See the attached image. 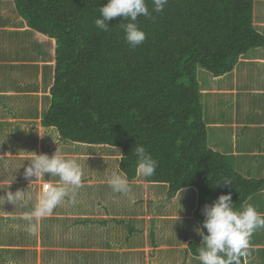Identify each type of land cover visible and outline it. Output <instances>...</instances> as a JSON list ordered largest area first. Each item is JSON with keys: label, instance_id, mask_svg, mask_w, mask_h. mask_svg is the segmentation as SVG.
<instances>
[{"label": "trees", "instance_id": "trees-1", "mask_svg": "<svg viewBox=\"0 0 264 264\" xmlns=\"http://www.w3.org/2000/svg\"><path fill=\"white\" fill-rule=\"evenodd\" d=\"M254 1L168 0L163 12L138 18L146 39L131 48L122 16L109 21L106 32L95 26L108 0H15L28 26L55 41L50 105L42 124L56 128L61 140L120 148L119 170L129 180L139 176L132 149L143 144L158 161L147 181L167 184L170 196L189 187L198 191L194 217L200 227L204 205L221 194L231 192L242 210L264 188V179L244 176L230 156L210 147L196 71L226 75L247 51L264 44L253 22ZM146 2L151 11L152 0ZM44 220L50 225L42 231L49 233L43 239L44 264H62L53 260L52 218ZM119 224L127 228L121 241L135 242V219ZM201 243L202 238L189 242L193 255Z\"/></svg>", "mask_w": 264, "mask_h": 264}, {"label": "crops", "instance_id": "crops-1", "mask_svg": "<svg viewBox=\"0 0 264 264\" xmlns=\"http://www.w3.org/2000/svg\"><path fill=\"white\" fill-rule=\"evenodd\" d=\"M253 22L255 28L264 36V0L254 1ZM20 45H23V48ZM33 45H44L45 51L31 56L29 49ZM54 49V40L28 26L27 21L16 8L15 0H0V78L6 79L14 71L15 74L20 75L21 80L24 79V76L29 75L24 81H32L31 85H25L27 88L23 86L9 88L0 83V112L4 111L5 105L13 106V104H4L3 98L16 102L15 109L10 114L0 113V137L7 136L10 130L20 128L21 131H25V145L27 147V151L22 152L7 146L3 152H0V159L11 160L12 163L18 165L20 160L33 157L35 153L42 154L44 152L43 140L46 141L45 153L50 155L56 149L61 150L64 153L63 156L67 154L65 150H68V147L65 144H60L63 140L60 139L56 128L45 127L42 124L43 114L50 105L49 89L53 83ZM14 51H20V54L12 57L11 54ZM252 51L261 52L251 56ZM239 64L244 68H237ZM237 67L228 73H234L231 81L228 80L230 81L229 84L218 83V78H223L228 74L220 77L211 74L212 77L208 80L211 82V87L207 88L199 84L208 138L211 131L215 134V141L211 143L208 141V143L210 147L230 156L233 163L237 157L248 160L249 164L244 169L238 164V168L242 170L241 173L244 176L264 179V170L257 174L252 173V170L256 169L257 166L254 165L256 160L258 164L260 163L261 168L264 167V158L260 162L261 158L258 157L261 154L264 155V44L247 51L241 57ZM239 81H241L240 84H238ZM205 85H207V80ZM26 101L31 103L25 107ZM256 104H258L259 114H250L251 107ZM225 105L233 108L231 114L223 113ZM227 109L230 110L231 108ZM10 111L8 110V113ZM18 122L21 123L17 124ZM4 130H7V134H3ZM218 131H224V134L231 133L232 138L229 143L230 147H233L232 150L221 147L217 138H223V134ZM49 132L54 134L55 142L47 136ZM29 137L37 138L38 147L36 151H28ZM238 137L242 139L241 149H239L237 142ZM88 155L98 156L94 153ZM103 157L105 156L98 158ZM120 157L117 158L118 163ZM139 176L134 180L139 179ZM141 178L146 181L145 186L141 187L136 184H143V182L128 179L130 189L135 192V199L140 192L144 193L145 191L147 196L144 200L145 206L141 200L133 201L135 209L131 208V210H135V214L133 212L130 214H134L131 218L135 219V242L130 245L117 239L116 234L118 232L124 234L123 237L127 234L125 224H119V220L128 216L122 214H125L124 211L117 214L109 209L106 200L109 197V190L106 186L109 181L90 182L98 187L90 186V192L93 193V196L91 199L89 198V204L83 211L75 209L72 199L74 193L83 186L75 189L69 186L68 195L60 204L51 209L52 213L48 214L52 217L54 230L63 231L62 233H67L69 236L66 240L60 236L56 237L55 241L57 242L51 247L56 251L53 260L61 261L62 264H117L125 257L135 255V264H187V260L199 259L198 256L192 254L189 248L190 241L199 242L202 238L196 231L200 225L194 217L198 204V191L189 187L170 196L167 184L152 183L147 181L145 177L141 176ZM29 181L38 182L39 179L32 177L15 178L9 181H0V185L20 186L21 182L27 183ZM51 182L53 185H58L60 181L58 178ZM85 182L87 183V181ZM34 188L35 186L32 187V189ZM157 188L161 189V192L164 191L165 194L158 196L159 193H154L153 196L150 189ZM37 189L33 190V196L30 195L31 198L29 195L27 196L28 193L26 194L20 188L19 191H22L21 199L9 202L10 200L7 199L9 191L5 193L4 198H0V264H35L37 259L39 264H44V251L47 247L41 244V248H30L26 243L20 241L23 237L20 235L23 234L19 225L20 219H24L22 224L27 222L31 227L32 223L28 222V218L37 217V199L38 193H40L39 189L37 192ZM11 192L15 193L17 189ZM187 193L193 195L196 201L189 211L186 208L187 203H185ZM24 196L25 198H23ZM95 197L96 199L93 200ZM2 201L5 203L2 204ZM159 201L160 204H157ZM13 203L17 205V211L12 206ZM65 204H67L68 209H63ZM249 204L253 205L258 212L264 213V188L253 193L246 200L243 208ZM141 205L142 208L137 209ZM125 208L128 207L125 206ZM39 213L43 214L44 211ZM114 219L118 223H115ZM13 221L15 224H12ZM182 222L187 223V228L180 225ZM13 226L18 229V233L15 232L16 229L14 230ZM165 233L171 234V239H164ZM97 236L99 239L95 240ZM93 255L98 256L100 260L92 263ZM31 256L33 257L31 258ZM260 260L261 264H264V228H258L252 234L246 264H260Z\"/></svg>", "mask_w": 264, "mask_h": 264}, {"label": "clouds", "instance_id": "clouds-1", "mask_svg": "<svg viewBox=\"0 0 264 264\" xmlns=\"http://www.w3.org/2000/svg\"><path fill=\"white\" fill-rule=\"evenodd\" d=\"M168 0H152V10H149L146 0H108L99 8L100 16L95 20V26L101 31L109 30V21L115 17H123L127 23L121 24L125 33V40L131 48L141 45L146 39V33L137 23L140 16L149 17L152 12H163ZM137 157V172L143 177L155 174L158 161L148 153L143 144L132 149ZM24 175L38 179L45 174L58 176L59 184L46 185L37 207V214L41 208L52 209L60 204L72 189L81 186L82 169L80 164L72 158H66L57 150L51 156L47 153L37 154L30 159ZM231 183L230 180H224ZM109 185L113 191L126 193L130 190L128 178L118 171L109 176ZM21 192H9L7 199L12 202L21 199ZM205 219L202 227L196 228L202 237V243L197 248L200 264H246L249 255L250 238L258 228H264V213H260L249 204L243 210H237L232 199V193L221 194L214 202L203 207ZM204 229L207 230L205 234Z\"/></svg>", "mask_w": 264, "mask_h": 264}, {"label": "rangeland", "instance_id": "rangeland-1", "mask_svg": "<svg viewBox=\"0 0 264 264\" xmlns=\"http://www.w3.org/2000/svg\"><path fill=\"white\" fill-rule=\"evenodd\" d=\"M263 28H264V26H263ZM20 47L23 48V45H20ZM43 51H45L44 45L43 46L33 45L29 49V54L32 56L35 53L40 54ZM260 52L261 51H252L251 56L258 55V53H260ZM18 54H20V51H14L13 54H11V55H12V57H16ZM237 68H244V67H242L241 64H239V66ZM11 69H15V68H11ZM233 74L234 73L232 72L231 74H228L227 76H225L223 78H218V83L222 84L223 82H225L226 84H229L231 79L233 78ZM28 76L29 75L24 76V79L21 80L20 75L15 74L14 71H12L11 74L9 76H7L6 79L0 78V83H2L4 86H8L9 88H14L15 86L16 87L23 86L24 88H27V87H25V85L27 84V86H28V84L31 85V83H32V81H24ZM196 76H197V80L201 86H206L207 88L212 86L211 82H208L209 78L212 77V75L208 71L204 70L201 67H198L197 71H196ZM206 80H207V85H205ZM228 80H230V81H228ZM240 83H241V81L238 82V84H240ZM3 101H4V104H6V103L7 104H13L12 107L5 105L6 108L4 109V111H1V112L10 114L15 109L14 105L16 102L10 101V100L5 99V98H3ZM201 101H202V98H201ZM29 103H31V102L26 101L25 107ZM227 108H231V109L229 110ZM232 109L233 108L231 106L225 105V107L223 109V113H226L229 115V114H231ZM8 110H11V111L8 113ZM206 112H207V108L205 105V114H206ZM249 113L253 114V115L259 114L258 113V104H256L255 106H252ZM20 123L21 122H18L17 124H20ZM210 130H212V128H210ZM210 130H209V132H210ZM8 132H9V134L7 136L0 137V149H1L0 152H3V149L7 146L10 147L11 149H15L17 151H22V152L27 151V147L25 145V138L26 137L24 136L25 131H21L20 128H18L17 130H10ZM218 132L223 134V138H217V140L219 141V144H221V147L223 146L227 150H232L233 147H230L231 145L229 143L231 141V138H232L231 133L228 132V133L224 134V131L223 132L218 131ZM3 134H7V130H4ZM47 136H49L50 140H54L53 142L56 141L54 134H52L51 132L47 133ZM263 136H264V134H263ZM36 139L37 138H33V137L28 138V151H36V149L38 147L36 144ZM208 141H209V143L215 141V134L213 131L210 132V136L208 138ZM237 142L239 144V149H241L240 144L242 143V139H240V137H238ZM60 144L61 145L65 144L66 147H68V150H65V151H67L66 152L67 154H65V157L75 159L81 166V169H82L81 183L84 182L81 184V187L83 186V188L77 190V192H75L74 195L72 196V199H73L75 209L77 211H83V210H85V208H87V205L89 204V198L91 199V196H93V193L90 192V186H92L94 188L98 187L96 184H91L90 182L91 181L92 182L101 181V180L109 181V176H110L111 172H113V171L119 172V169H118L119 163H118L117 158H119L121 155V149L118 147H112V146L83 145V144H78V143H74L72 141H67V140L66 141L63 140V142ZM43 146H44V152L43 153H45L46 141H44V140H43ZM56 151L57 150L55 149V151H53L50 154V156L52 154H54ZM58 151L61 155L64 154L61 152V150H58ZM89 153H94L98 156L92 157V156L88 155ZM99 156H101V157L105 156L107 158L103 157L100 159V158H98ZM258 157L261 158L260 162H262L264 155L261 154ZM30 158L31 157H29L28 159H30ZM28 159L20 160L18 165H16L15 163H12L11 160L0 159V181L3 182V181H9V180L15 179V178H19V179L25 178L24 171H25L26 167L30 164V160H28ZM230 159H231V157H230ZM104 161L107 162V164H104L105 163ZM231 161H232V159H231ZM233 164H234V167L237 169V171H239L241 173L242 170H240L238 168V164L243 166V169H244L245 166L248 165L249 163H248V160H246L245 158H238L237 157ZM254 165H257V166H256V169L252 170V173L257 174V173H259V171L264 170V167L261 168L260 163L258 164L257 160L255 161ZM139 177H140L139 179H136L134 181L135 182H143V184H136V185H138L140 187L145 186L144 185V183L146 182L145 179L141 178V175ZM32 178H37V177L32 176ZM58 178H59L58 176H50V174H45V176H42L41 178H39L38 182L37 181L36 182L29 181L27 183L21 182L20 186L19 185L12 186V185H8V184L0 185V198H4L5 193H7L8 191L14 192L15 189H17V191H18L19 188L23 192H26V194L28 193L27 196L29 195V198H31L30 195L33 196V193H32L33 190L35 188H38L40 193H38L37 202L39 205V201L43 195L44 184L45 183H51L53 185V183L51 181H56ZM95 179H97V180H95ZM85 181H87V183ZM33 186H35L34 189H32ZM106 186L108 187V190H109V197L106 200H107L109 209H111L113 213L120 214V213H122L121 211H124L125 214L124 213H122V214L127 215L128 218H131L135 214V212H134V214H130V213H132L130 211L131 208L135 209V203L133 201L138 199V200L142 201L143 205L144 204L146 205V203L144 201L147 198L145 191H144V193L140 192L138 194V197L135 199V192H133L131 189L126 193H118V192L113 191V189L109 185V182H108V185H106ZM148 187H150V186H148ZM38 189H37V192H38ZM150 191H152L151 193L153 194V196H154V193H159L158 196H163V194H165V192L164 191L161 192L162 190L159 188L150 189ZM148 193H149V191H148ZM23 198H25V196ZM95 199H96V197L93 200H95ZM9 202H12V201L10 200ZM4 203L5 202L2 201V204H4ZM136 203H139V201H136ZM185 203H187L186 208L189 211L196 203L193 195H191L190 193H187ZM157 204H160V201L157 202ZM22 205H25V204H22ZM123 205H124V207H123ZM12 206L15 207V211H17V205L15 203H13ZM69 206H71V205H69ZM125 206L128 208H125ZM155 207H156V203H155ZM141 208H142V205L140 207L138 206L137 209L140 210ZM157 208H158V206H157ZM63 209H68L67 204H65ZM43 211H44L43 214L39 213V214H37V217H34L33 219H28V222L32 223L31 227L28 225L27 222L25 224H22V219H20L19 225H20V228H22L21 230L23 231V234H20L23 236V237L20 236L21 237L20 241H21V243H24V244L26 243V245L29 246L30 248H32V247H34L36 249L41 248V244L43 245V243H44L43 239L45 238L47 240L49 237V233L47 231H45V232H42V231L44 229H46V227L50 228L49 224H45L46 221L44 220V217L52 218L50 215H48L49 213H52V211H51V209L49 210V209L41 208V211H39V212H43ZM41 217L43 219L39 220ZM12 224H15L14 221L12 222ZM186 224H187L186 222H182L180 225L183 226L184 228H187ZM124 227L126 228V225H124ZM13 229L15 230L16 227L13 226ZM16 230H15V232L18 233V229H16ZM62 232L63 231L58 232V231L53 230V233L56 234L53 237L60 236ZM12 235L15 236V234H12ZM116 235H117V239L121 241L124 234H121L120 232H118ZM68 237H69L68 234L64 235V240H66ZM163 238L167 239V240L171 239V234L165 233L163 235ZM97 239H99L98 236L96 237L95 240H97ZM122 241H124V240H122ZM45 247H46V245H45ZM126 247H127V245H126ZM131 252H133V251H131ZM29 253H32V252H29ZM32 257L33 256H31V258ZM99 260L100 259L98 256H94V255L92 256V263L95 261L97 262ZM126 260L127 259L124 260V264H135V255L134 256L129 255L128 262H126ZM130 261H132V263ZM187 261H188L187 264H200L199 259L192 258V259L187 260ZM30 262L32 263L31 260H30ZM259 262L261 264V260ZM35 264H39L38 259H37V262Z\"/></svg>", "mask_w": 264, "mask_h": 264}, {"label": "built area", "instance_id": "built-area-1", "mask_svg": "<svg viewBox=\"0 0 264 264\" xmlns=\"http://www.w3.org/2000/svg\"><path fill=\"white\" fill-rule=\"evenodd\" d=\"M46 185H52V184H51V183H45V184H44V187H45Z\"/></svg>", "mask_w": 264, "mask_h": 264}]
</instances>
